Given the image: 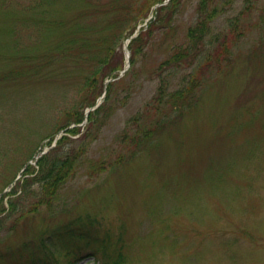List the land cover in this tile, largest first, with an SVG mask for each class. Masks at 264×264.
<instances>
[{
    "label": "rangeland",
    "instance_id": "rangeland-1",
    "mask_svg": "<svg viewBox=\"0 0 264 264\" xmlns=\"http://www.w3.org/2000/svg\"><path fill=\"white\" fill-rule=\"evenodd\" d=\"M198 1L182 0L173 24L177 42L195 22ZM23 2L3 0V6L18 9ZM216 4L220 11L198 62L170 76L174 87L195 70L196 104L181 113L165 107L160 131L130 156L123 134L150 124L155 112L152 70L168 50L157 31L124 77L129 96L121 100L119 88L110 101L83 166L49 208L0 228V264H32L31 258L35 264H99L96 248L106 234L111 254L124 253L125 264H264V0ZM221 43L228 52L219 61ZM16 63L2 58L0 71ZM39 82L0 80L1 157L19 143L32 144L38 134L27 141L21 133H40V123L49 121L57 84ZM40 139L37 148L48 141ZM96 163L105 170H96ZM59 229L66 238L52 234ZM60 246L78 257L71 260Z\"/></svg>",
    "mask_w": 264,
    "mask_h": 264
},
{
    "label": "trees",
    "instance_id": "trees-1",
    "mask_svg": "<svg viewBox=\"0 0 264 264\" xmlns=\"http://www.w3.org/2000/svg\"><path fill=\"white\" fill-rule=\"evenodd\" d=\"M24 1L18 9H7L0 0V8H5L7 15L11 14L4 15L0 9V59L15 57L17 60L12 68L0 71V80H36L40 83L45 79L49 84L56 83L57 87L51 91L49 121L40 123V133H34L33 129L21 133L27 141L31 135L38 134V138L29 146L28 142L19 143L13 152L0 156V192L13 182L20 168L26 164L21 178L0 199V227H4L5 222L15 225L29 214L38 212L42 206L49 208L60 188L77 168L83 166V155L108 119L110 101L117 95V89L124 90L121 100L129 96V87L124 82L128 72L107 84L103 102L88 113L81 134V127H67L84 120L85 109L95 104L103 91L105 79L117 76L123 65V55L121 50L118 51L121 41L131 35L151 12L153 17L146 28L139 29L128 48L130 71H133L137 55L151 36L160 31L161 38L167 41L165 56L152 70L158 79L151 100L155 112L150 124L143 122L131 136L124 134L123 139L138 150L150 143L154 133L160 131L158 129L165 122L161 117L165 107L178 113L193 107L200 84L195 70L187 73V78L174 87L170 76L198 62L206 46L211 23L220 11L216 4L218 0H199L195 22L186 28L182 40L177 42L173 24L182 0H169L154 10L152 7L163 0ZM223 44L218 53L219 61L225 59L228 52V47H222ZM63 129H66L65 134L38 158L36 165L27 163L37 152L40 137H53ZM78 134V138H72ZM93 167L100 171L105 168L102 163ZM4 197H7V208L3 205ZM89 234L92 235V232L89 231ZM94 241H98L97 238L90 240ZM110 244L111 238L106 234L104 246L96 248L102 254V264L125 263V254L118 252L113 256ZM31 263L35 264L34 258H31Z\"/></svg>",
    "mask_w": 264,
    "mask_h": 264
},
{
    "label": "water",
    "instance_id": "water-1",
    "mask_svg": "<svg viewBox=\"0 0 264 264\" xmlns=\"http://www.w3.org/2000/svg\"><path fill=\"white\" fill-rule=\"evenodd\" d=\"M126 57H127V59H126V64H127V66H128V65H129V54H128V53H127Z\"/></svg>",
    "mask_w": 264,
    "mask_h": 264
}]
</instances>
